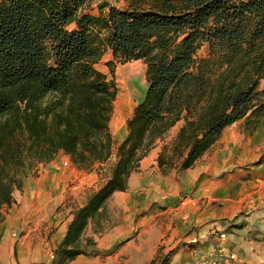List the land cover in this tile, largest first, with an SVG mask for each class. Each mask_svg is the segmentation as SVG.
<instances>
[{"label": "trees", "instance_id": "trees-1", "mask_svg": "<svg viewBox=\"0 0 264 264\" xmlns=\"http://www.w3.org/2000/svg\"><path fill=\"white\" fill-rule=\"evenodd\" d=\"M105 54L110 78L96 67ZM136 60L146 88L117 141L115 66ZM263 80L264 0H0V218L24 168L62 153L89 171L114 155L48 264L99 255L86 230L107 228L110 197L148 151L163 142L162 175L192 167L226 126L264 115Z\"/></svg>", "mask_w": 264, "mask_h": 264}, {"label": "rangeland", "instance_id": "rangeland-1", "mask_svg": "<svg viewBox=\"0 0 264 264\" xmlns=\"http://www.w3.org/2000/svg\"><path fill=\"white\" fill-rule=\"evenodd\" d=\"M108 1L117 7L124 4V0ZM100 3L92 4V13L98 11ZM205 54L206 49L203 48L197 56ZM108 59L110 54H105L96 65L107 74L104 62ZM108 77L110 78L109 74ZM114 82L117 92L109 128L113 138L120 141L124 137L121 126H125L146 88L145 65L140 60L117 64ZM120 85L123 86V91L119 97ZM262 86L264 81L261 82ZM172 131L175 129L170 130L165 142L170 141ZM64 159L69 160V164L63 165ZM113 161L114 155L106 163H95L88 171L79 169L68 155L58 154L53 165L69 176L66 194L60 202L52 205V211L39 208L30 217L18 221L10 217L18 212L20 204L3 210V217L0 218V264H48L56 245L63 237L60 231L67 223V218L75 208L83 204L90 192L104 182ZM41 167L38 163L32 168H24L19 175L21 181L29 175L35 176ZM146 172V176H141L142 179L135 182L133 190L115 194L108 201L105 225L107 228L121 227L122 240L107 250L99 249L100 254L97 256L80 255L65 264H165L169 254L181 242L177 241L180 237L193 234L191 243L198 242V226L194 224L198 218V209L189 206V199L196 197L192 194L194 189L185 185L183 175L177 171H173L175 174L167 178L159 170L147 169ZM44 206L41 204L38 207ZM55 216L57 225H47L49 221L55 220ZM87 231L88 229L86 233ZM193 238L196 240L193 241Z\"/></svg>", "mask_w": 264, "mask_h": 264}, {"label": "crops", "instance_id": "crops-1", "mask_svg": "<svg viewBox=\"0 0 264 264\" xmlns=\"http://www.w3.org/2000/svg\"><path fill=\"white\" fill-rule=\"evenodd\" d=\"M245 120L244 117L226 126L192 167L161 174L164 178L174 175L173 171L183 175L185 185L193 188L192 194L196 195L189 199V206L198 209L194 221L198 242L191 243L193 234L180 237L177 241L181 242L165 264H264V115L253 126L245 124ZM177 128L174 126L171 137ZM162 144L158 141L139 161L138 168L128 177L126 191L133 190L135 182L147 175V169L159 170L156 159ZM53 160L39 163L42 167L37 174L22 179L21 188L13 191L15 202L9 209L20 205L10 219H25L39 208L52 211V205L62 200L69 176L60 172ZM124 192H114L111 197ZM41 204L45 206L38 207ZM71 217L72 213L60 231L61 236ZM54 218L47 225L55 227ZM86 235L93 236L96 247L104 251L122 240L123 231L115 226L93 234L88 227Z\"/></svg>", "mask_w": 264, "mask_h": 264}, {"label": "bare ground", "instance_id": "bare-ground-1", "mask_svg": "<svg viewBox=\"0 0 264 264\" xmlns=\"http://www.w3.org/2000/svg\"><path fill=\"white\" fill-rule=\"evenodd\" d=\"M123 86H118V96L120 97L121 95H122V91H123V88H122ZM124 91H126V93H128V91L127 90H124ZM121 128H123V129H125V126H124V124L121 126ZM116 132H118V130L116 131ZM115 132V133H116Z\"/></svg>", "mask_w": 264, "mask_h": 264}, {"label": "built area", "instance_id": "built-area-1", "mask_svg": "<svg viewBox=\"0 0 264 264\" xmlns=\"http://www.w3.org/2000/svg\"><path fill=\"white\" fill-rule=\"evenodd\" d=\"M67 164H69V160L64 159V161H63V165H67ZM195 240H196V238H193V241H195ZM230 257H231V258H234V255H230Z\"/></svg>", "mask_w": 264, "mask_h": 264}]
</instances>
